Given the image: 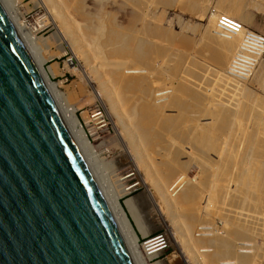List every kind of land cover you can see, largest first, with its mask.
Wrapping results in <instances>:
<instances>
[{"label":"bare ground","instance_id":"6f19581e","mask_svg":"<svg viewBox=\"0 0 264 264\" xmlns=\"http://www.w3.org/2000/svg\"><path fill=\"white\" fill-rule=\"evenodd\" d=\"M21 1V0H20ZM35 2H36V4L35 5H37V6H42V8L44 9V12H45V15H46V19L44 20V21H47V22H49V25H51L52 26V23H53V25L56 27V25H57V23H59L60 24V26L62 27V29H57V27H56V29H57V31H56V33H55V36H56V42H57V44H58V47H62L65 51H67L66 53H72V54H75L76 55V58L78 59V61H79V65L77 66V64L76 63H74L75 61L73 60V58H71V59H69L67 62H66V64L67 65H69V67L72 69V71H76V70H79L81 73H82V75H83V79L84 80H86L87 81V83L90 85V87L92 88V90H93V92H94V94L97 96V98H98V100L102 103L103 102V100H105L106 98L105 97H107V101L109 102H107L106 100V102L108 103V104H110V113H108L107 114V116L106 117H108V119H109V121H110V123L112 124V126L114 127L113 129H114V132H115V137H117V135L119 136V133H118V131H117V128L116 127H122L123 129H122V131L124 132V138H125V144H124V146L125 147H127V149H126V153L124 154V161L125 162H127L128 164H130L131 165V167H132V169L134 170V172L137 174V178H140V180L141 181H139L137 184H134L133 183V181H128V184L126 185L125 183H122V182H125V180L127 179V180H131V178L132 177H134V175H132V176H129V177H126V178H124V179H120V178H122V177H118V176H116V177H118V178H116L115 180H117L116 181V183H115V185H118V186H116L115 187V185L114 184H112L111 183V185H112V187H113V189L115 190V188H116V195H117V198H118V200H119V202H120V204H121V196L123 195V196H125V194L127 195H131L132 194V192H133V190L135 189V188H137V185H142V183L144 184V186H145V188H147V190H146V192L144 193V194H142L138 199H136V196H135V198H131V199H128L127 201H126V207H124L122 204H121V206H122V208H123V210H124V212H125V214H126V217H127V220H128V222H129V225H130V228H131V231H132V233H133V236H134V239H135V241H136V243H137V245H138V247H139V233H138V231H140V233L141 234H143L145 237H149V239H151L150 238V234L153 232V230H156V228H159V227H162V228H166V233H164L165 235H166V237H167V241H168V244H172L173 245V247H175V250L177 251L176 253H177V255L179 256V259L184 263V264H264V260H263V253L264 252H262V251H264V249L263 250H261V248L262 247H260V246H257L256 244H254V245H252V244H248V240H245L246 238H248V237H246L245 235H251V234H253V235H258L259 233H255L254 234V231L256 230V228H255V230L253 231V227L251 228V227H249V226H246V225H239L240 227H237V226H235V221H238L236 218V211L234 212L235 213V217L231 214V216H233L232 218V220L231 221H229L228 219V221H226V223H228V224H226L228 227H226V228H224L225 230H226V232L224 231V229H222L223 230V232H220V231H218L217 233L216 232H214L215 231V228H214V230H213V228L212 227H214V223L212 224V222H211V224L210 223H208V224H210V225H208V224H206L207 222H209V221H212V219L214 218V215L216 214H218V213H216L217 211H219L218 210V208H217V206H216V202H217V200L219 201L220 199L221 200H226V198H227V200L228 199H230L231 201H233V200H235V197L236 196H233L232 194L234 193V192H236V193H238V197L236 198V204L235 205H238V203H241V202H244L245 204H244V207H245V205L246 206H250V209H249V206H248V208L246 207V209L248 210L249 209V211L247 212V213H245V217L244 218H247L245 221H246V223H247V221H248V219L250 218V219H252L253 217L255 218V217H257L256 219L258 220V222H257V225H259L258 223H260V226L262 225L261 223H263V222H260V221H262L263 219L262 218H264V215L263 216H261L262 214L260 213V211H261V209L263 208V206H262V208L260 207V211H257L258 210V207H257V209L255 210V208H256V204L258 203H260L262 200H261V197L263 196H260V194H259V192L258 191H260V189L262 188V185H261V183H260V181H262L263 179V175L260 173V174H258L257 172V170L255 169V167H253V168H251L253 165H254V161L255 160H253V161H251L252 163L251 164H249L250 163V161H249V158L247 159L246 157H250V156H248V155H255V153H257V151H259L260 152V150H261V148L264 146V137H262V138H256V137H254V138H250V140H249V137H251V135H248L249 137H247L246 135H244L245 137H247L248 139L247 140H249L248 141V143H250L249 145H252V144H254L253 145V149H252V151H251V153L250 154H248L246 157H245V155H244V157H245V159H247V163L248 164H246V162H245V159H244V163H243V165H240V166H242L241 168V171H235V172H237V175H235L236 173L234 172L233 174L235 175V177L236 178H233L232 177V173H231V178H233V179H235V181H233V183H235V182H238V181H240V183H235V184H241L239 187H235V188H239L238 190L236 189L235 191L233 190V191H231V189L229 188L228 190L226 189V187L224 188V187H222V185H223V183H224V181H227V180H223V179H228V178H230V177H228V175H227V177L225 176V178L223 177V174H221V175H219V176H221L223 179H221L220 180V178L221 177H219L218 176V174H216V173H218L216 170H215V168L216 167H214V168H212L213 166H215V165H213L212 167H209V168H212V169H214L215 171H216V175H217V178H219L218 180L215 178L214 180H216V181H214L213 180V177H214V175L215 174H213L212 176H210L209 175V181H211L212 182V185H211V187H210V198H209V201L208 202H206V204L204 203V204H202L203 203V201H202V203H201V199H203V198H201V191L199 192V190L198 189H196V188H194L193 190H189L188 191V189H187V185H185L186 184V181H190L188 178H189V176L187 175V169H186V171H184L185 170V168L186 167H184V166H186V165H189V164H187L189 161H183V160H181V159H183L181 156H182V154L184 155V153L186 152H184V153H182V152H180V150H182V148H181V146L182 147H184L183 145H182V143H186V142H184L183 140H184V138L183 137H186V139H187V136L188 137H190V135L192 134V132H194V130H193V128L194 129H197V128H195V127H197L196 125H198L199 123H200V121L198 122V117H196V118H191V117H189L190 116V113L189 112H187L188 110H187V108H181V110L183 111H180V110H178V115L176 114L175 116L177 117V116H182V118H184L185 120H181L180 119V117H179V121H180V123H179V121H177L178 119V117L176 118H173L174 116H172L171 114H170V116L172 117V119H175V120H172V119H170V118H168V115L169 114H167V112H165V110H161V108H163L164 109V107H161L160 108V106H157V105H155L154 103H153V101L155 102V100L156 99H154V98H152V97H154V95H153V87L155 86V83H156V85H157V87H159L161 84L160 83H163L164 81H162V79H163V75H157V77H155V74H153V72L155 71H153L152 69H151V71H153V72H151L150 71V69L148 68V66H150L151 64L149 63V61H147L146 60V56H147V54L146 55H144L142 52L145 50H142V52H141V50H140V45L139 44H144L145 43V41H143V42H140L138 39H137V37L138 36H135V35H137V32L136 31H134L133 30V37H132V43H133V47H130V50L128 49V51H127V49H123V50H125L126 51V53H124V56L125 57H123V56H121V57H123V59L122 60H128L129 61V63H128V61L126 62V61H122V60H115L114 62L113 61H110V60H105V61H103L102 63H101V68H103L102 70H104L105 71V69L107 68V70L109 69V70H112L113 71V74L115 73V71H116V75H118V73H120L117 77L119 78V80L118 79H116L117 81H115V83L114 84H111V82H110V80L108 81V80H105V77L106 76H103L101 73H99L100 72V70H101V68H100V70L97 68V66L95 67V63L93 62V60H94V58H93V60H92V58H90L91 56L89 55L90 53H89V51H90V49H93L94 48V45L96 44V42L98 41L97 39H96V37L99 39V37L100 36H98L99 34L97 33V32H99L100 31V28H99V31H97V29L94 27L93 28V26H91L92 24H91V22L88 20V18L89 17H91V15H89V13L87 14V13H85L84 11H86V10H84V7L85 6H83L84 4H82V0H34ZM150 1V0H149ZM154 1V0H153ZM158 1V0H157ZM167 1V0H166ZM169 1V0H168ZM201 1V0H200ZM11 2H12V4H13V6L15 7V9L16 10H18L19 8H17V6L19 5L18 3H20L19 2V0H11ZM83 2H84V0H83ZM170 2V1H169ZM202 2V1H201ZM262 2H264V1H262ZM259 3V4H257V6H256V8H257V10L259 9V10H264V3ZM151 3V2H150ZM149 3V4H150ZM163 3V2H162ZM187 3V2H186ZM142 5L144 6L145 4L144 3H142ZM151 5V4H150ZM152 5H154V4H152ZM228 5V4H227ZM230 5V4H229ZM238 5V4H237ZM146 6V5H145ZM148 6V5H147ZM146 6V7H147ZM232 6V5H231ZM67 7V8H66ZM72 7V9L74 10V12H72L73 14L75 13H77L78 15H82V17H83V23H85L86 24V22L89 24V22H90V26H88L87 24H86V26H85V24H81L80 26L82 27V28H84L83 29V31H84V36H82V37H80L79 35H78V33H77V31H75V27L74 26H76V23H74L73 21H72V18H71V15H72V13H71V11L69 12L68 11V9L69 8H71ZM149 7V6H148ZM147 7V8H148ZM39 8V7H38ZM71 10V9H70ZM222 10V9H221ZM149 11V10H148ZM18 12V11H17ZM71 13V14H70ZM199 13V12H198ZM220 13V12H219ZM242 13V8H241V6H236V5H234L233 7H231V8H228V7H226V9H223V12H221V14H217L216 12H213V14L211 15V17H210V22H209V25L207 26V28H206V30H205V33H204V37L203 38H205V40H206V43H207V46L209 47V48H211V50L213 49V51L215 50V52H214V55H216L217 56V58L220 60V61H218V64H219V66L217 67V69L218 70H216V68H214L215 69V73L213 74V80L210 78V80H211V82H215L216 84H219L218 86H220L219 87V90H221L222 92L224 91V96L225 97H228V96H230V97H234L235 99H237L236 101H238V102H240V100L242 99V98H244L245 97V95L249 98V99H254L253 97H254V94H252L251 95V92H252V90H250L249 88H247V87H245V85H244V83H246L245 81H250V80H246V79H238V78H236L237 77V75L236 74H231L230 72H229V70H230V67H231V64H232V61L233 60H235L236 59V55L238 54H240V53H242V52H240V50H241V46H242V43H243V40L246 38V35L248 34V31H253L251 28H249V27H247L245 24H244V21H243V18H240L241 17V14ZM19 14V13H18ZM74 14V15H75ZM91 14V13H90ZM241 14V15H240ZM23 15V14H22ZM77 15V16H78ZM89 15V16H88ZM198 15V14H197ZM240 15V16H239ZM94 16V15H93ZM92 16V17H93ZM220 16H223V17H226L225 19L226 20H232L230 23H229V26H228V28L231 30H233L234 31V34L231 36V39H229V38H226V37H223L222 36V34L223 33H225L226 31H224V30H222L217 24H218V20L220 19L219 17ZM23 17V16H22ZM42 17V16H41ZM92 17H91V19H92ZM147 17V16H146ZM109 18V17H108ZM115 18V17H114ZM90 19V18H89ZM145 19V18H144ZM93 20V19H92ZM85 21V22H84ZM89 21V22H88ZM145 21V20H144ZM25 22V21H24ZM46 22V23H47ZM102 22V21H101ZM108 22V21H107ZM106 22V23H107ZM238 22H240L242 25H243V29H239V26L237 25V23ZM24 24V26H25V28L27 29V31H28V33L30 34V36H31V38L33 39V41H34V43L36 44V46H37V48L39 49V51H40V53H41V55H42V57H43V59H44V61H45V63L47 64V62H48V59L49 58H47L46 57V55H48V50H50V46L48 45V42H46V41H44V39H40V38H38L37 37V35H36V31H39L38 30V28L36 29H33V28H30V27H28L25 23H23ZM43 24H44V22H43ZM43 24H41V25H43ZM99 24V23H98ZM97 24V25H98ZM239 24V23H238ZM40 24H39V26H41ZM94 25H96V23L94 24ZM100 25V24H99ZM98 25V27H100ZM149 25V23L147 24V26ZM84 26V27H83ZM102 26V25H101ZM47 27V26H46ZM54 27V28H55ZM97 27V28H98ZM223 28H224V26H222ZM136 28V27H135ZM148 28V27H147ZM96 29V30H95ZM112 29V28H111ZM144 29V28H143ZM102 30H104V29H102ZM101 30V31H102ZM113 30H115L114 29V27H113ZM97 31V32H96ZM111 31V30H110ZM146 31H148L147 29H146ZM112 32V31H111ZM110 32V33H111ZM95 33H97V34H95ZM145 34H147V33H145ZM101 35V34H100ZM140 35V34H139ZM212 36V37H211ZM261 36V35H260ZM129 37H131L130 35H129ZM114 38V37H113ZM139 38V37H138ZM214 39H216V40H214ZM97 40V41H96ZM116 40V39H115ZM205 40H204V42H205ZM48 41V40H47ZM118 41H120L119 39H118ZM118 41H117V43H118ZM45 42L47 43L46 45L48 46H46L45 45ZM121 42V41H120ZM138 42H140V43H138ZM122 43H123V40H122ZM126 43V42H125ZM131 43V42H130ZM206 43H204V44H206ZM237 43H239V45H237ZM114 44V43H113ZM112 44V45H113ZM121 44V43H120ZM204 44H203V46H204ZM123 45L125 46L126 44H122V47H123ZM131 45V44H130ZM139 45V46H138ZM145 45V44H144ZM100 46V45H99ZM114 46V45H113ZM119 46V45H118ZM128 46V45H127ZM147 46V45H146ZM236 46L238 47V48H236ZM112 47V46H111ZM121 47V46H120ZM142 47L143 46H141V49H142ZM148 47V46H147ZM114 48V47H113ZM117 48V47H116ZM126 48V47H125ZM202 48H205V47H202ZM208 48V49H209ZM111 49V48H110ZM206 49V48H205ZM235 49V50H234ZM63 50V51H64ZM112 50V49H111ZM118 50H119V48H118ZM207 50V49H206ZM233 50H234V52H233ZM48 51V52H47ZM62 51V52H63ZM122 51V50H121ZM150 51V50H149ZM205 51V50H204ZM208 51V50H207ZM236 51V52H235ZM94 52V51H93ZM111 52V51H110ZM119 52H120V50H119ZM158 52H159V50H158ZM116 53V52H115ZM115 53L113 52V54L115 55ZM118 53V52H117ZM121 53V52H120ZM122 53V54H123ZM151 53V52H150ZM234 53V54H233ZM119 54V53H118ZM121 54V55H122ZM233 54V56H232V58H231V61H230V63H229V67H228V70L227 71H224V67L226 66V64L228 63L227 62V60L229 59V56H231ZM66 55V54H65ZM95 55V54H94ZM151 55V54H150ZM69 56V55H68ZM74 56V55H73ZM93 56V55H92ZM108 56V55H107ZM112 56V55H111ZM127 56L130 58V60H132L133 62H134V64L132 63V61H130L128 58H127ZM149 56V55H148ZM160 56H162V54L160 55ZM159 56V57H160ZM52 58H54L53 56H52ZM51 57H50V60L52 59ZM75 58V57H74ZM110 58V57H109ZM117 58V57H116ZM120 58V57H119ZM149 58V57H148ZM115 59V58H114ZM161 59V58H160ZM163 59V58H162ZM260 59V58H259ZM196 61V60H195ZM229 61V60H228ZM179 62H180V60H179ZM178 62V63H179ZM186 62V61H185ZM190 62H192L191 60H190ZM234 62V61H233ZM130 63H132L133 65L132 66H129V65H131ZM152 63H154V62H152ZM156 63V62H155ZM177 63V62H176ZM175 63V64H176ZM183 63V62H182ZM188 63V62H187ZM264 63V60H262V62H261V64H260V66H259V68L257 69V71L255 72V74H253L254 76H256V74H257V72L259 71V69H260V67H261V65ZM184 64V63H183ZM186 64V63H185ZM189 64V63H188ZM217 64V63H216ZM148 65V66H147ZM177 65V64H176ZM196 65H198V64H195V66ZM203 65V64H202ZM233 65V64H232ZM66 66V65H65ZM143 66H145V67H147V68H144ZM156 66V65H155ZM188 66V65H187ZM200 66V65H199ZM206 66V65H205ZM216 66V65H215ZM144 69H147L148 71L146 72V70H144ZM190 67H191V65L190 66H188V68L190 69ZM201 67V66H200ZM214 67V66H213ZM158 68V67H157ZM184 68V67H183ZM192 69H193V72H194V69H195V67L193 68V67H191ZM196 68H197V66H196ZM144 70V72H142L141 70ZM185 69H187L186 67H185ZM189 69L188 70H186V72L188 73V71H189ZM213 69V70H214ZM49 70H50V72L52 73V75H53V77L55 78L56 77V72H54L55 70H53V67L51 66V67H49ZM70 70V69H69ZM141 71V73H138V74H140V77H138L139 79H137V77L135 78V74H133L134 75V77H131V76H129L128 74H131V73H136L137 71ZM196 70V69H195ZM200 70V69H199ZM99 71V72H98ZM101 72H103V71H101ZM111 72V71H110ZM195 72H197V70L195 71ZM205 72V71H204ZM98 73H99V75H102L101 77H99V75H98ZM106 73H108V72H106ZM146 74L147 76H145V77H142L141 76V74ZM157 73V72H156ZM192 73V72H191ZM210 73V72H209ZM160 74H162V73H160ZM182 74V73H181ZM183 74H184V72H183ZM200 74V73H199ZM188 75L189 74H187V77H188ZM192 75V74H191ZM242 75V74H241ZM137 76H139V75H137ZM160 76V77H159ZM185 76H186V74H185ZM193 77H194V75H192ZM202 76V75H201ZM253 76V77H254ZM158 77L159 78H161V80L160 79H158ZM186 78V77H185ZM190 78H192V77H190ZM199 78V77H198ZM96 81H95V80ZM109 79V78H108ZM171 79V78H170ZM173 79V78H172ZM187 79V78H186ZM195 79V78H194ZM101 81V82H99V83H101V85L102 86H98V87H96L95 86V82H98V81ZM114 80V79H113ZM164 80V79H163ZM184 80V79H183ZM188 80H191V79H189L188 78ZM188 80H185L186 82L188 81ZM109 82L110 84H109V86L108 85H106L107 83L106 82ZM162 81V82H161ZM185 81H183L184 83H186ZM192 81H194V80H192ZM117 82V83H116ZM153 82H155V83H153ZM170 82V81H169ZM168 82V83H169ZM182 82V83H183ZM106 83V84H105ZM113 83V82H112ZM183 83V84H184ZM243 83V84H242ZM151 84H153V86L151 87ZM166 84V83H165ZM165 84H164V86H165ZM209 84V83H208ZM214 84V83H213ZM106 85V87L108 86V88H110L109 90L108 89H106L105 87H103V86H105ZM112 85H114V87L112 86ZM163 85V84H162ZM161 85V86H162ZM187 85L189 86V83L187 82ZM186 85V86H187ZM191 85V84H190ZM196 85V84H195ZM200 85V84H199ZM261 87H263L264 88V76L262 77V79H261ZM115 86H117L118 87V89H119V92L121 93V91L123 92L122 94H124V92H128V91H135V93H137V95H135L136 96V98L134 97V96H132V95H130V93L128 94V95H130V96H132V98H134L135 100L137 99V96H139V97H141V98H138V100H137V103L138 102H140L139 101V99L140 100H142V101H144V102H142V103H139V104H137L136 102H135V100L133 99V101H131L133 104L135 103L136 105H139L140 106V104H141V106H140V108H139V106H135V105H132V106H129V105H131L132 103L130 102V104L128 103V106L123 102V100L121 99V96L118 94V93H116V92H118V90H117V87L115 88ZM181 86V85H180ZM184 86H185V84H184ZM187 86V87H188ZM192 86V85H191ZM205 86V85H204ZM153 88V89H152ZM160 88V87H159ZM192 89H193V87H191ZM220 88H222V89H220ZM170 89V88H169ZM179 89H181L180 87H179ZM178 89V87L177 88H175V91L177 92V94L180 96V97H182L180 94L181 93H183L186 89H184V91L183 92H180L181 90H179ZM108 90V91H107ZM117 90V91H116ZM165 90H168L167 88H165V89H163V90H160L159 91V93H164L165 92ZM171 90V89H170ZM189 90H191L190 88H189ZM158 91V90H157ZM169 91V90H168ZM175 91H173V92H175ZM201 91V90H200ZM192 92H195V89H193V91ZM198 92V91H197ZM199 93V92H198ZM65 94V93H64ZM154 94L156 95L157 93H155V91H154ZM176 94V95H177ZM184 95L186 94V93H183ZM195 94V93H194ZM229 94V95H228ZM133 95H134V92H133ZM153 95V96H152ZM175 95V94H174ZM173 95V96H174ZM187 95V94H186ZM217 95V94H216ZM65 96H66V98H67V100H68V102H69V98H68V96L65 94ZM129 96V97H130ZM164 96H166V95H164ZM170 96V95H169ZM172 96V95H171ZM188 96H191V94L190 95H188ZM124 97V96H123ZM128 97V98H129ZM193 97V96H192ZM192 97H190V98H192ZM217 97V96H216ZM219 97V96H218ZM229 97V98H230ZM131 98V97H130ZM131 98V99H132ZM157 98V97H156ZM178 98V97H177ZM184 98V97H183ZM182 98V100H186V99H183ZM200 98V97H199ZM231 98V99H232ZM259 98V97H258ZM158 99V98H157ZM175 98L173 97V100H174ZM211 99V98H210ZM257 99V98H256ZM128 100V99H127ZM126 100V101H127ZM149 100H153L151 103L152 104H149L148 103V101ZM177 100H179L180 101V99L178 98V99H176V101ZM191 100V99H190ZM220 100V99H219ZM227 101L229 100V99H226ZM243 100V99H242ZM128 101H130V100H128ZM175 101V100H174ZM173 102V103H178V102ZM187 101H189V100H187ZM215 101V100H214ZM147 102V103H146ZM224 102V101H223ZM166 103V102H165ZM183 104V101L182 102H180V104ZM212 103H213V101H212ZM69 104H70V106H71V103L69 102ZM125 104V107H126V109L128 110V112L132 115V116H127V113L128 112H126L124 109H122V107L121 106H123ZM179 104V105H180ZM210 104H211V102H210ZM227 103H225V105H226ZM229 104V103H228ZM102 105H105L104 103H102ZM171 105V102H170V104H169V107H172L174 104H172V106H170ZM198 105V104H197ZM200 105V104H199ZM211 105H214V104H211ZM221 105H223V104H221ZM224 105V106H225ZM232 105V104H231ZM167 106H168V104H167ZM188 106H190V108H191V110L193 109V106L191 107V105H188ZM224 106L222 107V108H224ZM129 107V108H128ZM168 107V108H169ZM201 107H202V105H201ZM212 106H210V108H211ZM215 107V106H214ZM226 107H227V105H226ZM99 108V107H98ZM166 108V107H165ZM167 108V110L169 111L170 109H168ZM208 109H210L209 108V106L207 107ZM222 108H217V110L219 111L220 109L221 110H223ZM71 109H72V111H73V113H74V116H75V118H76V120H77V123H78V125H79V127H80V129H81V131H82V133H83V135H84V137H85V139H86V141L88 142V144H89V146H90V148H91V150L93 151V153L95 154V156H96V158L98 159V161L100 162V164H101V166L103 167H106L105 168V170H104V172H106V174H108L107 173V170L106 169H108V170H110V169H113V167L114 168H117V167H115L114 165H115V162H113V161H111V162H105L103 159H101V155H99L98 153H97V151H96V148L94 147V145L91 143V139H90V137H89V135L92 137V135L93 136H95V134H97V131H101L100 129L101 128H106V127H108L109 126V123H108V121L106 120V117L104 116V117H102V118H97V120H98V122H96V124H95V128H92L91 130H86L85 129V126H84V124L81 122V120L78 118V116H77V113L74 111V109L72 108V106H71ZM99 109H101V108H99ZM103 109V108H102ZM101 109V110H102ZM136 109H139V110H136ZM173 109H175V108H172V110ZM185 109L187 110L186 112H185ZM215 109V108H214ZM213 109V107L209 110V113L208 114H205V113H203V114H205V116L204 117H206V116H208V115H210L211 117H209V118H212V115H214L216 112H218L217 110L215 111ZM225 109V108H224ZM100 110V111H101ZM104 110H106V109H104ZM123 110H124V112H125V114H124V112H123ZM162 112H161V111ZM166 110V111H167ZM205 110V109H204ZM221 110L219 111V113H221ZM137 111V112H136ZM138 111H140V113H141V116H139L140 118H138V122H137V126L135 125V128H134V126H133V122H135V119L137 118H135V116L134 115H136V113H137V116L140 114ZM164 111V112H163ZM171 111V110H170ZM175 111H177V110H175ZM193 111V110H192ZM207 111V110H206ZM215 111V112H214ZM94 112H97V111H94ZM136 112V113H135ZM202 112H203V110H202ZM224 112V110L222 111V113ZM101 113V112H100ZM107 113V112H106ZM129 113H128V115H129ZM139 113V114H138ZM143 113V114H142ZM158 113H166L167 115H165L166 117H165V119L164 118H162V116L161 115H163V114H158ZM218 114V116H223V115H225V113L224 114ZM182 114V115H181ZM217 114V113H216ZM97 115L99 116V114L97 113ZM103 115V114H102ZM157 115H160L159 117L157 116ZM174 115V114H173ZM217 116V115H216ZM88 117V116H87ZM131 117H134L133 119H134V121H132L131 122ZM164 117V116H163ZM84 118H86V117H84ZM94 118V117H93ZM158 118V119H157ZM198 118V119H197ZM213 118H215L216 120L217 119H219V118H216L215 116H213ZM221 118V117H220ZM225 119H227L226 117H224ZM224 118L222 117L221 119L224 121ZM88 119V118H87ZM156 119V121H154ZM177 119V120H176ZM197 119V124H195V120ZM215 119H212V120H215ZM220 119V120H221ZM203 120V119H202ZM215 120V121H216ZM88 121V120H87ZM89 121H90V119H89ZM93 121V120H92ZM92 121H90V122H92ZM175 121H176V123L178 122L179 124H181V122H182V124L178 127L177 125H176V123H175ZM183 121H184V123H183ZM215 121H214V124H215ZM223 121H221V122H223ZM154 122H156V123H154ZM217 122V121H216ZM226 122H228V120H226L225 121V123ZM87 123V122H86ZM160 123V126L158 125ZM219 123H220V121H219ZM224 123V122H223ZM222 123V126H224V124ZM157 124V126L155 127V125ZM203 124V123H202ZM209 124L210 123H208L207 125L209 126ZM213 124V121H212V123L210 124V125H214ZM217 124H218V122H217ZM90 125V124H89ZM116 125V126H115ZM205 125V127L203 126V128H205L204 129V131H206L207 132V130L206 129H208V135H209V128H206L207 126H206V124H204ZM218 125H221V124H218ZM217 125V126H218ZM226 126H227V124H225ZM215 126V125H214ZM216 126V127H217ZM87 127V126H86ZM158 127V128H157ZM199 127H200V125H199ZM200 128H202V127H200ZM198 129V130H201V129ZM219 128H220V126H219ZM187 129H189V130H191L192 132H190V135H188L189 134V132L186 134V136H184V134H182L181 132H183V131H186ZM212 129L214 130L215 129V127L213 128L212 127ZM212 129L210 128V130L212 131ZM222 129H224V128H222ZM225 129L227 130V128L225 127ZM203 130V129H202ZM216 130L218 131V129L216 128ZM221 130V128L219 129V133H221L222 132V130ZM225 130V131H226ZM102 131H103V129H102ZM203 131V132H204ZM217 131H213L214 132V134H216V133H218ZM88 132V133H87ZM197 132V131H196ZM199 132H201V131H199ZM213 132H211L210 133V138H212L213 137ZM224 132V131H223ZM118 133V134H117ZM202 133V132H201ZM200 133V134H201ZM225 133V132H224ZM241 133V132H240ZM194 134L195 135H197L198 133H195L194 132ZM200 134H198V136L200 135ZM203 134H205V133H203ZM223 134V133H222ZM235 134H237V133H235ZM195 135H191L192 136V138L195 140H197L198 142H196V143H200L201 141L203 142L204 140H202L200 137H202V136H200L199 138H198V136H195ZM206 135V134H205ZM212 135V136H211ZM217 135V134H216ZM221 135V134H220ZM223 135H225V134H223ZM238 135V134H237ZM240 136H236V138H240V140H244V136H241V135H243V134H239ZM204 136V135H203ZM226 136H231V135H229V134H227V131H226ZM225 136V137H226ZM233 136V135H232ZM231 136V137H232ZM235 136H234V139L236 140V138H235ZM197 137V138H196ZM216 137H218V138H215V136H214V140L213 139H208V137H206V144H203V143H205V142H203L201 145H202V147H203V151H201V152H204L205 150L207 151H205V153H209L210 151H211V153H215V157L217 158V160H213V158L211 157V159H209L208 161H214V163L213 164H215V162L217 163V164H219V165H223V166H229V163L231 162V160L233 161V163H231V164H234V163H236V162H234V159H236L237 157L239 158V153H241V155H242V148H239L238 146L239 145H241V144H238V142H237V140H236V143H233L234 144V148H231L230 149V147H229V149L227 148L228 147V143L226 144L224 141V146H222V147H224V149L222 150V148H221V145L222 144H219L220 142H219V140H220V138H222V137H220V136H216ZM227 139H231V138H228V137H226ZM225 138V139H226ZM242 138V139H241ZM190 139V138H189ZM189 139H187V140H185V141H189ZM192 139V140H193ZM204 139V138H203ZM191 140V141H192ZM193 140V141H194ZM195 140V141H196ZM200 140V141H199ZM215 140H217L218 142H215ZM224 140V139H223ZM232 140V139H231ZM231 140H229L230 142H233V141H231ZM160 141H162V142H160ZM226 141V140H225ZM228 141V140H227ZM226 141V142H227ZM243 142H246V141H243ZM105 143V142H104ZM160 143H166L167 145L168 144H170V145H165L164 147H159L160 145ZM221 143H222V139H221ZM225 144L227 145V147L225 148ZM232 143L231 144H229L231 147H233L232 145H233ZM192 145H194L193 143H192ZM199 145V144H198ZM256 145H257V147H256ZM101 146H102V143H101ZM156 146V147H155ZM235 146H237V147H235ZM172 147V148H171ZM193 147H196V145L195 146H193ZM202 147H200V148H202ZM205 147V148H204ZM199 148V147H198ZM150 149H151V152H154L156 155L155 156H152V155H150L148 152L150 151ZM184 149V148H183ZM188 149H190V148H188ZM148 150V151H147ZM143 151H146V152H143ZM209 151V152H208ZM150 152V153H151ZM175 152V153H174ZM188 152V151H187ZM199 152V151H198ZM200 152V153H201ZM177 153V154H176ZM191 153H192V151H191ZM190 153V154H191ZM152 154V153H151ZM204 154V153H203ZM203 154H198V155H200L201 157H204V156H202ZM244 154V153H243ZM259 154V153H258ZM154 155V154H153ZM187 155V154H186ZM197 154H195L194 155V157L196 156ZM240 155V158H242L243 157V155L241 156ZM251 155V156H252ZM180 156V157H179ZM185 156V155H184ZM188 156H189V154H188ZM188 156H187V158H188ZM192 156V155H191ZM191 156H189V157H191ZM209 156V155H208ZM153 157H154V159H153ZM193 157V156H192ZM206 157H207V155H206ZM243 157V158H244ZM184 158H186V156L184 157ZM205 158V157H204ZM243 158L240 160L241 162L243 161ZM252 158H253V156H252ZM257 158V157H256ZM258 158H259V155H258ZM190 159V158H189ZM207 159V158H206ZM255 159V158H254ZM238 160V164H242L240 161ZM252 160V159H251ZM258 160V159H257ZM256 160V162H259V161H257ZM107 161V160H106ZM123 161V160H122ZM155 161V162H154ZM191 161V160H190ZM209 162L210 163V165H212V162ZM192 162V161H191ZM198 162V161H197ZM206 163H208L207 162V160L205 161ZM240 162V163H239ZM117 163V162H116ZM190 163V162H189ZM199 163V162H198ZM206 163H205V165H206ZM208 163V164H209ZM119 164H120V162H119ZM202 164H204V163H202ZM259 164V163H258ZM250 165H252V166H250ZM257 164H255V166H256ZM200 166V165H199ZM203 166V165H202ZM201 166V167H202ZM226 166L225 167H221L222 168V170L223 169H225L226 168ZM234 166V165H233ZM239 166V165H238ZM240 166H239V168H240ZM259 166V165H258ZM258 166H256V167H258ZM104 167H103V169H104ZM119 167V166H118ZM208 167V166H207ZM218 167V166H217ZM231 167V166H230ZM204 168V167H203ZM227 170L228 169H230L229 167H227L226 168ZM207 170H208V168H207ZM213 170V173L215 172ZM218 170V169H217ZM220 171H221V169H219ZM113 171V170H112ZM203 171V170H202ZM205 171H206V167H205ZM209 171H211V170H209ZM230 171V170H229ZM232 171H233V167H232ZM109 172V171H108ZM114 172V171H113ZM184 172V173H183ZM185 172H186V174H185ZM222 173H224V174H226L227 173V171H226V173L224 172V171H221ZM221 172H219V174L221 173ZM231 172V171H230ZM230 172H228L229 174H230ZM205 173V172H204ZM203 173V174H204ZM207 173H208V171H207ZM110 174V173H109ZM184 174V175H183ZM215 175V176H216ZM111 176H113V175H111ZM107 177H108V179H109V175H107ZM114 178H115V176H113ZM112 177V178H113ZM125 177V176H124ZM208 177V176H207ZM212 177V178H211ZM205 179H206V177H205ZM212 179V180H211ZM233 179H229V181H231V180H233ZM238 179V181H236ZM110 180H111V178H110ZM112 180H114V179H112ZM139 180V179H138ZM206 180H208V179H206ZM220 181L222 182L223 181V183L221 184L220 183ZM250 181V182H249ZM257 181V183H258V185H261V187H259V190L257 189L258 187H257V185L256 186H254V184H253V182H256ZM211 182H210V184H211ZM242 182V183H241ZM209 183V182H208ZM262 183H264L263 181H262ZM123 184H125V185H123ZM192 184V183H191ZM228 184H230L229 182H228ZM193 185V184H192ZM200 185V184H199ZM234 185V184H233ZM237 185V186H238ZM189 186V185H188ZM221 186V187H220ZM236 186V185H235ZM190 187H191V185H190ZM240 187H242V189L240 188ZM243 187H244V189H243ZM117 188H119L118 190H117ZM189 188V187H188ZM200 188V187H199ZM122 189V190H121ZM202 189V188H201ZM207 191V190H206ZM225 193H224V192ZM254 191H256V192H254ZM177 192H179L178 193V196H179V205H177V202L176 201H178V199H177V197L178 196H175L176 195V193ZM233 192V193H232ZM134 193V192H133ZM206 193V192H205ZM232 193V194H231ZM261 193V192H260ZM204 194V193H203ZM264 194V193H263ZM207 195V194H206ZM234 195H236L235 193H234ZM208 196V195H207ZM206 196V197H207ZM233 197L232 199L230 198V197ZM203 197V196H202ZM205 197V198H206ZM177 199V200H176ZM204 200V199H203ZM208 200V199H207ZM220 200V201H221ZM225 201L226 203H224L223 205H222V202H224V201H221V202H219L220 204V207H221V210L222 211H225L226 210V214H227V212H232V211H234L233 209L235 208H233L232 209V207H231V205H230V200L229 201ZM260 200V201H259ZM205 201V200H204ZM229 202V203H228ZM238 202V203H237ZM256 202V203H255ZM263 202V201H262ZM218 204V203H217ZM243 204V203H242ZM242 204H241V206H242ZM257 204V205H258ZM264 204V203H263ZM218 205V206H219ZM228 206H230L231 208L229 209V207ZM234 206V205H233ZM240 206V207H241ZM140 207H143L142 209H144V208H146V209H148L149 211H155L156 213H157V215L155 216V217H150L151 219H148V220H145V218H143V216L141 215V210L142 209H140ZM229 209V211H228V209ZM241 208H243V207H241ZM240 208V209H241ZM238 209H239V207H238ZM237 208H236V210L237 211H241V210H238ZM246 210V211H247ZM263 210V209H262ZM243 212V211H242ZM241 212V213H242ZM255 212V213H254ZM257 212H259V214L260 215H258V213ZM228 213V214H229ZM233 213V212H232ZM240 213V212H239ZM224 214V213H223ZM221 215V214H220ZM244 215V213L243 214H240V215H238L239 217L240 216H243ZM254 215H256V216H254ZM253 216V217H252ZM262 217V218H261ZM131 218H132V220H133V222H132V220H131ZM203 218H206V221H207V219H209V218H212V219H210L209 221H207V222H205V219H203ZM241 218V217H240ZM253 218V219H254ZM215 219V218H214ZM217 219V218H216ZM242 219V218H241ZM202 220V221H201ZM201 221V223H199ZM216 221V220H215ZM232 221H233V223H232ZM250 221V220H249ZM248 221V222H249ZM240 222V221H239ZM197 223L198 224H201L202 226H204V227H206V228H197V232H196V235L194 234V232H193V229L195 230V226L197 225ZM203 223H205V225H203ZM216 223V222H215ZM238 222H236V224H237ZM232 224H234V226L235 227H237V228H239V229H237L236 230V228L235 227H233V228H235V229H233V231L235 230V231H238V232H230L232 229H230V228H232L231 227V225ZM244 224V223H243ZM201 225H200V227H201ZM225 225V226H226ZM249 225V224H248ZM252 225V224H251ZM250 225V226H251ZM255 225H256V222H255ZM259 226V227H260ZM264 226V225H263ZM259 227H257V229L259 228ZM262 227V226H261ZM260 227V228H261ZM217 229V228H216ZM263 229V228H262ZM219 230V229H218ZM261 229H259V231H260ZM211 231V232H210ZM258 231V230H257ZM199 233V234H198ZM214 233H216V234H214ZM261 233H263V232H261ZM214 234V235H213ZM142 235V236H143ZM213 235V236H212ZM247 235V236H248ZM252 235V236H253ZM255 236V237H256ZM156 237V236H155ZM209 237H212V238H209ZM152 238H154V237H152ZM249 238H251L250 236H249ZM253 238V237H252ZM251 238V239H252ZM262 238H264V237H262ZM148 239V240H149ZM240 239V240H239ZM147 240V241H148ZM241 241L240 243L238 242V243H236L237 241ZM250 240V239H249ZM255 240V239H254ZM253 240V241H254ZM264 240V239H263ZM246 241H248L247 243H246ZM252 242V241H251ZM255 242V241H254ZM253 242V243H254ZM250 243V242H249ZM144 246H143V248H144V251H145V253H146V255L149 257V258H156V257H159V256H163L164 254H156V255H153V254H151V252H150V254L147 252V250H146V245L145 244H143ZM263 245V244H262ZM250 247H252L251 249H249ZM170 249V248H169ZM260 259H262L263 261H261ZM146 260V259H145ZM152 259H150V261H151ZM146 263H147V260H146ZM148 264V263H147ZM154 264H169V262H166V261H158V262H156V263H154Z\"/></svg>","mask_w":264,"mask_h":264},{"label":"rangeland","instance_id":"374dc122","mask_svg":"<svg viewBox=\"0 0 264 264\" xmlns=\"http://www.w3.org/2000/svg\"><path fill=\"white\" fill-rule=\"evenodd\" d=\"M169 1L168 0L167 1L166 0H158V1L157 0H154V1L153 0H150V1L149 0H84V2H83V0H82L81 2H82V4H84L83 6H85L84 7V10H86L84 12L87 13V14L89 13V15H91V17L94 15L92 17L93 20L91 19V17H89L90 19L88 18V20L91 22V24L94 22L91 26H93V28L95 27L97 29V31H99V28H100V31L99 32L96 31L99 35L97 33H95V34H97L100 37H99V39L96 37V39L98 41L96 40L97 42L94 45V48L93 49H90V51H89V53H90L89 55L91 56L90 58H92V60L94 58L93 62L95 63V67L97 66V68L99 70L101 68V63L103 61H105V60L106 61L107 60H110V61H113V62L115 60H118V59L119 60H122L123 57H125L124 56V53H126V51L123 50V49H127L128 48L130 50V47H133V43H132L131 40H132V37H133L132 36L133 35L132 32L135 29L134 31L137 32V35H135V36H138L139 37V38L137 37V39L140 42L145 41V43L143 42L145 45L144 44H142V45L139 44L140 46L139 45L138 46L140 47L141 52H142V50L145 49L142 52L143 54L145 53L144 55H146L148 53L147 56H146L147 57L146 60L148 59L147 61H149V63L151 64L150 66L147 65L148 68L150 69V71H151V69L153 71L155 70L154 72L151 71V72H153V74H155V77H157V75H163L164 76L163 77L164 80L162 79V81H164V82L163 83H160L161 85L163 84L162 86L161 85L159 86L160 88L157 87V85H156L155 82H153V83H155V86L153 87L154 89L152 88L153 89V95H154V97H152V98H154L156 100H155V102L153 100H149V101L147 100L148 103L150 102L149 104H152L151 102L153 101V103L155 105H157V106H160V108L161 107H164V109L161 108V110H165V112H167V114H169L168 115V118H170V119H172V117L170 116V114L172 116H174L173 118H175L176 117L175 115L176 114L178 115V113H179L178 110L182 111L183 109L181 110V108H187L188 107L187 108L188 111L185 109V112L187 111V112L190 113V116L189 117H191L193 119L196 118V117H198L199 118V119L197 118L198 119V122L201 120L200 123L198 125H196L197 127H195L197 129H194L193 128L194 132L195 133H198V134H200L201 132L202 133L198 136V134L195 135L194 132H192L193 131L192 129H191L192 131L189 130V129H187L186 131L181 132L182 134H184V136H186V134L188 132H189L188 135H190V132H192L191 135L198 136V138L200 136H202L200 138L202 140H204L203 142H205V143H203L201 141L200 142L201 144L202 143L203 144H206V141H207L206 140V137H208L209 140L210 139H213L214 140V136H215V138H218L216 136H220V137H222L219 140L220 143L217 140H215V142H218L219 144H222L221 145L222 150L224 149V147H222V146H224V142L226 144L229 142L228 143V147L225 144V148L227 147L229 149V147H230V149H231V148H234V144L233 143H236V140L238 139L237 140V142L239 141L238 144H241L238 147L239 148H242V151H241L242 152V155L244 157V155L246 154L245 155V157H246L248 154L251 153V151L253 149V145H254V144L249 145L250 143H248V141L250 140V138H254V137H256V138H262V137H264V88L261 87L262 86L261 85V79L264 76V63L261 65V67H260L259 71L257 72L256 76H254V77L252 76V79L250 81H245L246 83H244L245 87H247L250 90H252L251 95L255 93L254 94V97H253L254 99H249L245 95V97L242 98L243 100L241 99L240 102H238L239 100L236 101L237 99H235L234 97L233 98L230 97L231 95L228 96V97H225L226 95L224 96V94H225L224 91L222 92L221 90H219V87H220V86H218L219 84H216L215 82H211V80H210V78L213 80V74L215 73L214 72L215 71L214 68H216V70H218L217 69V67L219 66L218 61H220V60L217 58L216 55H214L215 50L213 51V49L211 50V48H209L207 46L206 40L203 37H204L205 30H206L207 26L209 25V22H210L209 19H210L211 15L213 14V12H216L219 15V14H221V12H223V9H226V7L231 8L234 5H236V6L239 5L242 8V13H241L242 15L240 14L241 15L240 18H243L244 24L247 26V24H250L251 21H252V15H251V13L264 12V10H259V9L257 10V8H256L257 4L261 3L264 0H201L202 2L200 0H169ZM19 2L20 3H18L19 5L17 6V8H19V9L17 11L19 13V16H20L22 22L25 23L30 28H33V29H35V28L37 29L38 28L39 31H36L37 37L40 38V39L41 38L44 39V41L48 42V45L49 46L51 45L50 46V50H48L49 52L47 51L48 52V55H46V57L49 58V59H48V62H47L46 65L48 66V68L52 66L53 67V70H55L54 72H56V77L54 79L56 80V82L58 83V85L60 86V88L62 89V91L68 96L69 102L71 103L72 108L77 113L78 118L84 124L85 129L88 131V130H91L92 128H95L96 127L95 124H96V122H98L97 118H102L104 116L106 117L107 114L110 113V109L111 108H110V104H108L109 102L107 101L108 100L107 97H105L107 99V100L106 99L105 100L108 103L105 100H103L102 103H104L105 105H102V103L98 100L97 96L94 94V92H93L92 88L90 87V85L87 83L86 80L83 79L82 73L79 70L72 71V69L69 67V65L66 64V62L69 59H71V58H73V60L75 61L74 63H76L77 66L80 63H79L78 59L76 58V55L75 54H72L70 52L69 53H66L67 51H65L62 47L61 48L58 47V44L56 42L55 33H56L57 29H59V30L62 29V27L59 24L60 22L57 23V25H56L57 29H56V27L53 25V23H52V26H51V25H49V22L44 21L46 19V15H45L44 9L42 8V6L35 5L36 2L34 0H21V1L19 0ZM142 3H144L146 6L148 5L149 7L147 6L148 7L147 8L145 5L143 6ZM262 3H264V2H262ZM152 4H154V5H152ZM68 11L69 12L71 11V13L74 12V10L72 9V7L69 8ZM74 14L72 13L71 18H72V21L74 23H76V26H74L75 27V31H77L78 35L80 37H82V36H84V31H83L84 28H82L80 25L81 24H85V23H83V17H82V15H78L77 13L75 15ZM43 22H44V24H43ZM90 22H89V24H90ZM95 23H96V25H94ZM148 23H149V25L147 26ZM39 24L40 25L43 24V25L39 26ZM86 24L88 26H90L87 22H86ZM86 24H85V26H86ZM97 24L100 27H98ZM113 27H114L115 30H113ZM102 29H104V30H102ZM146 29L148 31H146ZM145 33H147V34H145ZM129 35L131 37H129ZM118 39L121 42L118 41ZM122 40H123V43H122ZM204 40H205V42H204ZM214 40H216V39H214ZM117 41H118V43H117ZM46 42H45V45L47 44ZM140 42H138V43H140ZM204 43H206V44H204ZM122 44H126V45L125 46L123 45V47H122ZM203 44H204V46H203ZM237 45H239V43H237ZM141 46H143L142 49H141ZM202 47H205L208 51L205 48H202ZM118 48H119V50H120L121 53L119 52ZM236 48H238V47L236 46ZM128 49H127V51H128ZM158 50H159V52H158ZM234 50H233V52H234ZM113 52L114 53L116 52L115 55L113 54ZM161 54H162V56H160ZM233 54L231 56H229V59H228L229 61L227 60L228 63L224 67V71H227L228 70L229 63L231 61V58H232ZM52 56L54 58H52ZM121 56H123V57H121ZM50 57L52 58L51 60H50ZM127 58L130 60V58L128 56H127ZM179 60H180V62H179ZM190 60L192 62H190ZM122 61H126L127 62L128 60L126 59V60H122ZM130 61H132V60H130ZM152 62H154V63H152ZM128 63H129V61H128ZM132 63L134 64L133 61H132ZM132 63H130L131 65H129V66H132L133 65ZM195 64H198V65H196L197 68H196ZM187 65L188 66L191 65V67H193V68L195 67V69L197 70V72H195L196 71L195 69H194V72H193V69L191 67L189 69ZM143 67L144 68H147L145 66H143ZM185 67L187 69H185ZM102 69L103 68H101L100 72L99 71L98 72L101 73V74L103 73L104 75L103 74L102 75L103 76H106L105 77V80H108V81L110 80L111 84H114L115 81H117L116 79L119 80V78L117 76L120 73H118V75H116V71L113 74V71L112 70H109V69L107 70V68H106L105 71H104ZM143 69L141 70L142 72H144V70H146V72L148 71L147 69H144V70ZM188 69H189V71L187 73L186 70H188ZM101 71H103V72H101ZM141 71L139 70L136 73H131V74H128V75L129 76L132 75L131 77H134L133 74H135V78L137 77V79H139L138 77H140V74H138V73H141ZM106 72H108V73H106ZM183 72H184V74H183ZM99 73H98V75H99ZM160 73H162V74H160ZM185 74H186V76H185ZM187 74H189L188 77H187ZM191 74L194 75V77ZM102 75H99V77H101ZM137 75H139V76H137ZM141 76L142 77H145L147 75L143 73V74H141ZM159 77H158V79L161 80L162 77L161 78H159ZM190 77H192V78H190ZM188 78L191 79V80H188ZM185 80H188L187 82L189 83V86L187 85V82ZM192 80H194V81H192ZM108 81L106 82L107 84L106 83L105 84L109 86L110 83ZM183 81H185L186 83H184ZM99 82H101V81L99 80L98 82H95V86L96 87H98L99 85L102 86L101 83H99ZM182 82L185 84V86H184V84ZM164 84H165V86H164ZM106 85L103 86V87H105L106 89L109 90L110 88H108V86L106 87ZM112 86L114 87V85H112ZM152 86H153V84H151V87ZM116 87L117 86H115V88ZM177 87H178V89H179V87L181 88V89H179V90H181L180 92H183L184 89L187 88L183 92V93H186L187 95L186 94L184 95L183 93H181L180 95L182 97H180L177 94L178 91L177 90H176L177 92L175 91V88H177ZM191 87H193V89H195V92H192L193 89ZM165 88H167L169 91L168 90H165L164 93H162V92L159 93L160 90H163ZM189 88L191 90H189ZM119 89L117 87L118 92H116V93H118L121 96V99L123 100V102L128 106V103L130 104V102L133 101V99H134V98H132V96H134L136 98L135 95H137V93H135V91H132V92L131 91H128L127 93L128 94L130 93V95H132V96H130L126 92H124V94H122L123 92L121 91V93H120L119 92ZM220 89H222V88H220ZM154 91H155V93H157L156 95L154 94ZM173 91H175V92H173ZM133 92H134V95H133ZM190 94H191V96H188ZM164 95H166V96H164ZM139 96H137V99L136 100L134 99L136 103H137L138 98H141ZM173 97L175 98L174 99L175 101L178 98L180 99V101L177 100L176 102L179 101L178 103H173V102H175L173 100ZM190 97H192V98H190ZM182 98L183 99H186V100H182ZM127 99L130 100V101H128ZM226 99H229V100L227 101ZM187 100H189V101H187ZM139 101L140 102H138L137 104L144 102V101H142L140 99H139ZM182 101H183V104L182 103L180 104V102H182ZM212 101H213V103H212ZM170 102H171V105L170 106H172V104H174L172 107H169ZM210 102H211V104H214V105H211ZM225 103H227L226 104L227 107H226ZM125 104L123 106H121L122 109H124V110L126 109ZM167 104H168V106H167ZM221 104H223V105H221ZM132 105L139 106V105H136L135 103L134 104L132 103L129 106H132ZM188 105H191V107L193 106V109H192L193 111L191 110L190 106H188ZM201 105H202V107H201ZM140 106H141V104H140ZM140 106H139V108H140ZM208 106H209V108H210V106H212L213 109L215 108L214 109L215 111L217 110V108H222L224 106L225 109L222 108L224 110V112L222 113L223 110H221V109L220 110H221V113L222 114L225 113V115L218 116V114H221V113H219L220 110L219 111L217 110L218 111V112H216L217 114L215 113L214 115H212V118H209V117H211L210 115L204 117L205 114H208L209 113V110L212 108L211 107L210 109H208L207 108ZM98 107L101 108V109L103 108V109L101 110ZM167 108L170 109L171 111L170 110L168 111ZM172 108H175V109L172 110ZM104 109H106V110H104ZM124 110H123V112H124ZM136 110H139V109H136ZM175 110H177V111H175ZM202 110H203V112H202ZM94 111H97V112H94ZM126 112H128V110ZM138 112L140 113V111H138ZM97 113L99 114V116L97 115ZM128 113H127V116H129V117L133 115V114L131 115L130 113L128 115ZM203 113H205V114H203ZM124 114H125V112H124ZM158 114H160V113H158ZM161 114H163V115H161ZM161 114L160 115L162 116V118L165 119V117H166L165 115H167V114L166 113H161ZM160 115H157V116L159 117ZM134 116H135V118L136 117L137 118L135 119L134 117H131L132 118L131 119V122L134 121V119H135V122L132 123L133 126H134V128H135V125L137 126V122L139 121L138 118H140L139 116H141V113L138 116H137V113H136V115H134ZM182 116L181 117L180 116H177L178 118L177 117L176 118L178 120L177 119L176 120L177 121H179L180 119L181 120H185L184 118H182ZM213 116H215L216 118H219V119L216 120L215 118H213ZM84 117H86V118H84ZM179 117H180V119H179ZM220 117L221 118L222 117L223 118L226 117L227 119L224 118V121H223ZM89 119H90V121H92V120L93 121L90 122ZM197 119L195 120L196 121L195 124H197ZM212 119H215L218 122V124H221V125H218L217 122L215 120H212ZM106 120L109 123V126L108 127L101 128L100 129L101 131H97V134H95V136L92 135V137H91L89 135V137L91 139V143L96 148L97 153L99 155H101L100 156L101 159H103V160L105 159L104 160L105 162H111V161L115 162V165L114 166L117 167V168H114L113 167V169H110V170L106 169L108 174H106V172H105V174L106 175H109V181H110V183H112L114 185H115V183L117 181V180H115L116 178L122 177L120 179H124V178L129 177V176H132V175H134V177H132L131 180L130 179L129 180H127V179L125 180L124 179L125 182H122V183H125L127 185L128 184V181H133L134 184H137L139 181H141L140 178H137V174L134 172V170L132 169L131 165L124 161V159H125L124 158V154L126 153L127 147L124 146V144H125V142H124L125 141V138L124 137L125 136H124V132L122 131L123 128L121 126L120 127H116L117 128V131L119 133V136L117 135V137H115L116 134H115L114 129H113L114 127L110 123L108 117H106ZM172 120H175V119H172ZM226 120H228V122L225 123ZM154 121H156V119ZM212 121H213V124H214V121H215V124H214L215 126L214 125H210L212 123ZM219 121H220V123H219ZM221 121H223L224 123L221 122ZM154 123H156V122H154ZM175 123H176V121H175ZM179 123H180V121H179ZM179 123L178 122L176 123V125L178 127L182 124V122H181V124H179ZM183 123H184V121H183ZM208 123H210L209 126L207 125ZM222 123L224 124V126H222ZM204 124H206V126H207L206 128H209V131H210L209 132V135H210L211 132L217 131L216 128L218 129V131L221 128L222 132L219 133L217 131L218 132V133H216L217 135L214 134V132H213V137L210 138V136L207 134L208 133V129H206L207 132L204 131V129H205V128H203V126L205 127ZM225 124H227V126ZM158 125L160 126V123ZM199 125L202 128H200ZM156 126H157V124L155 125V127ZM219 126H220V128H219ZM212 127L213 128L215 127V129L213 130ZM225 127L227 128V130L225 129ZM199 128L201 130H198ZM210 128L212 129V131L210 130ZM222 128H224V129H222ZM102 129H103V131H102ZM225 130L227 131V134H229L231 136L233 135V136L232 137L231 136H226V131ZM199 131H201V132H199ZM203 133H205L206 135L203 134ZM222 133L225 134V135H223ZM235 133H237L238 135L235 134ZM239 134H243L241 136L246 135L247 137H249L248 135H251V137H249V140H247L248 138L244 136L243 137L244 140L242 138H241L242 140H240V138H236V136H240ZM191 135H190V137L187 136V139L190 138L189 141H185L187 139H186V137H183L184 138L183 141L186 142V143H182V145L184 147L181 146L182 150H180V152H182V153H184L186 151L184 153V155L186 156V158H184L185 156L182 154L181 157L183 159H181V160H183L185 162L186 161H189L190 162V163L189 162L187 163L189 165L184 166V167H186L184 171H186V169H187L186 172H187V175L189 176L188 179L190 180V181H186V184H185V185H187V184L189 185V186L187 185L188 191L189 190H193L194 188L197 187L196 189H198L199 192L201 191V193H202L201 194V198H203L205 200L204 201L203 199H201V203L203 201L202 204H204V203L206 204V202H208L209 201V198H210V192L209 191H210V187L212 185V182L209 181V178H210L209 175L212 176L213 174L216 173V171L217 172L218 171L219 172L224 171L225 173L227 171L226 174H224L222 172L220 174H219V172L216 173V174H218V176L221 175V174H223V177L224 178H225V176L227 177V175H228V177H230L228 179H226V178L223 179L221 176H219V177H221L220 180L221 179L227 180V181H224V183H223V181L222 182L220 181L221 184L223 183L222 187H224V188L226 187V189L228 190L232 186L231 187L232 189L230 188L231 191H233V190L235 191L236 189L238 190L239 188H235V187H239L241 184L238 185V184H235V183H240V181H238V179H237L236 181H238V182L233 183V181H235V179H233V178H236L237 177V176L235 177V175H237V172H235V171H238V170L241 171V169H242L241 167L242 166H240V165H243L245 157L244 158L242 157L243 158V161L241 162L240 161L242 159V158H240L241 153H239L240 154L239 155V158L237 157L236 159H234V162H236V161L238 162V160L240 159L239 161L242 164H238L237 162L234 163V164H231V163H233V161H232L233 159H232L231 162L229 163V166H226L225 165L226 168L229 167L230 169L227 170L225 168V169L222 170V168L225 167V166H223L224 164L223 165L222 164L219 165L216 162H215V164H213L214 161L217 160V158L215 157V153L214 152L211 153V151L210 152L208 151L209 153L207 154V153H205L206 150L204 152H201V151H203L202 150L203 149L202 145L200 143H196L198 141L196 139H195L196 140L195 141L192 138ZM225 136L228 137V138H231L232 140L231 139H227ZM234 136H235L236 140L234 139ZM221 139H222V143H221ZM225 140L226 141L228 140V141L226 142ZM229 140H231V141L234 140V141L233 142H230ZM243 141H246V142H243ZM160 142H162V141H160ZM101 143H102V146H101ZM192 143L194 145H192ZM231 143L233 144L232 145L233 147H231L229 145ZM159 145H160L159 147H164L167 144L166 143H164V144L163 143H160ZM168 145H170V144H168ZM195 145H196V147H193ZM200 147H202V148H200ZM235 147H237V146H235ZM256 147H257V145H256ZM188 148H190V149H188ZM191 151H192V153H191ZM143 152H146V151H143ZM150 152H151V149H150V151L148 153L150 155H152V156H155L156 155L154 153L155 151L154 152H151L152 154ZM188 154H189V156L192 155L193 157L192 156L189 157ZM195 154H197V155L194 157ZM198 154H200V155L203 154L202 156L205 155L204 156L205 158L204 157H201ZM206 155H207V157H206ZM251 155H248L250 157H246V158L247 159L249 158V161H250L249 164L252 163L251 161L255 160L254 161V165L253 166L250 165V166H252L251 168L255 167V169L258 171L257 173L258 174L261 173L263 175V178H262L263 180L262 181L264 182V146L261 148L260 152L257 151V153H255V155L254 154L252 155L253 158H252ZM258 155H259V158H258ZM187 156H188V158H187ZM210 156L212 158L214 157L213 158L214 161L213 160L212 161L210 160L212 162V165H210V163H209L210 161H208L209 159H211ZM153 159H154V157H153ZM247 159H245L246 164H248L247 163L248 162ZM206 160H207V162L209 164L205 162ZM256 160L259 161V162H256ZM119 162H120V164H119ZM202 163H204V164H202ZM205 163H206V165H205ZM255 164H257L256 166H258V165L259 166L256 167ZM213 165H215V166H213ZM238 165L240 166V168H239ZM205 167H206V171H205ZM209 167H212V168L216 167L215 168L216 171L214 169H212V168H209ZM232 167H233V171H232ZM105 168L106 167H104L103 170H105ZM207 168H208V170H207ZM219 169H221V171ZM209 170H211V171H209ZM213 170L215 171L214 173H213ZM207 171H208V173H207ZM186 172H185V174H186ZM228 172H230V174ZM234 172L236 173L235 175L233 174ZM231 173H232V177L233 178H231V176H230ZM111 175L115 176V178L113 176H111ZM215 175H214V177L212 176L213 177V180L215 178L218 180L219 178H217V175L216 176ZM116 176H118V177H116ZM205 177L208 180H206ZM110 178H111V180H110ZM112 179H114V180H112ZM229 179H233V180L229 181ZM214 181H216V180H214ZM262 181H260V183L262 185V188L260 189V191H258L259 194H260V196L263 195L261 197V200L264 198V194H263L264 193V183H262ZM210 182H211V184H210ZM228 182L230 184H228ZM258 183H257V181L256 182H253L254 186L257 185V187L258 186L261 187V185H258ZM125 184H123V185H125ZM190 185H191V187H190ZM116 186H118V185H115V187ZM259 187L257 188L258 190H259ZM240 188L242 189V187H240ZM118 189L119 188H117V190ZM243 189H244V187H243ZM146 190H147V188H145V186H144L143 183H142V185H137V188H135L133 190L134 193L132 192L131 195H128V194L126 195L125 194V196H123V195L121 196V200H120L121 201V204L124 207H126V201L128 199L135 198V196H136V199H138L142 194H144L146 192ZM114 191L116 192V188H115ZM254 192H256V191H254ZM178 193L179 192H177L175 196H178ZM234 193L236 195H234ZM234 193L232 195L233 196H236L235 197V200H233L234 198L233 197H230V196L229 197L231 199L233 198L232 199L233 201H231L230 199L227 200V198H226L227 201L230 200V205H231L232 209L235 207L233 209L234 211H232L233 213L232 212H230V213L227 212V214H226V210L225 211H222L221 210V207H220L221 204L219 202L224 201V200H221L220 199L221 201L220 200L219 201L217 200V202H216V206H217V208H218L219 211L216 212V213H218L217 215L216 214L214 215V218L215 219L214 218L213 219L212 218L207 219V221H209L210 219H212V221H209V222L206 221V218H203V219H205V222H207L206 224H208V223L211 224V222H212V224L214 223L213 224L214 227H212L213 230L215 228V231L214 232H216V233L218 231L223 232L222 229L228 227L226 225V224H228V223H226V221H228V220L231 221L233 219L232 217L236 213L235 216L237 217L236 219L238 221H235V226H237L240 223L239 225H241V226L242 225L243 226L246 225V226H249L251 228L253 227L252 228L253 231L256 228V230L254 231V234L260 232L257 236L256 235H253V234H251V235H248L247 234L248 236L245 235L246 237H248L245 240H248L250 242L249 243L248 241H246V243L248 242V244H252V245L256 244L257 246L262 247L261 250H263L264 249V240H263L264 238H262V237H264V226H263L264 225V218L261 217L263 220L260 221V222H263V223H261L262 224L261 225L262 227L260 226V223H258L259 225H257V222H258V220L256 219L257 217L254 218L252 216L254 219L253 218L252 219L249 218L248 221L249 220L250 221L249 222L247 221V223H246L245 220L247 218H244V217L246 216L245 213H247L249 211L250 206L248 205L249 206V209L247 210L246 207L248 208V206L245 205V207H244V204H245L244 202H241V203H238L237 202L238 205H235L236 204L235 201H236V198L238 197L237 196L238 193H236V192H234ZM178 198H179V196L177 197V199ZM225 201L222 202V205L224 203H226ZM262 201L259 204L257 203L258 205L257 204L255 205L256 206L255 210L258 207V210L257 211H260V207L262 208V206H263V208H262L263 210L261 209V211H260V213L262 214L261 216L264 215V204H263L264 203V199ZM176 202H177V205L180 204L179 203L180 202L179 199ZM241 204H242V206H241ZM240 206L243 207V208H241ZM228 207H229V209L231 208L230 206H228ZM238 207H239V209H238ZM142 208L143 207H140V209H142ZM236 208L238 210H241V211H237ZM229 209H228V211H229ZM140 213L143 216V218H145V220L151 219L150 217H155L157 215V213L155 211H149L146 208L142 209ZM243 213H244V215L243 216H240L242 218L241 219L238 215L243 214ZM257 213H258V215H260L259 212H257ZM231 214L233 216H231ZM254 216H256V215H254ZM131 220H132V218H131ZM201 221L199 223H201ZM132 222H133V220H132ZM236 222H238V223L236 224ZM255 222H256V225H255ZM232 223H233V221H232ZM201 224H198L197 223V225L195 226V230L193 229V232H194L195 235H196V232L198 231L197 228L198 229L199 228H202V227L203 228H206V227L202 226ZM210 224H208V225H210ZM200 225H201V227H200ZM203 225H205V223H203ZM239 225L237 227H240ZM235 226H234V224L231 225V227H232V228H230V229H232L230 231L231 233L235 231V230L233 231V229H235V228H236V230L239 229V228H237ZM233 227H235V228H233ZM257 227H259V228L257 229ZM259 229H261V230L259 231ZM166 231H167L166 228L159 227V228H156V230H153V232L149 236H150V238H152V237H155V236L161 234L162 232H165L166 233ZM224 231L226 232L225 229H224ZM238 231H235V232H238ZM261 232H263V233H261ZM138 233H139V248H140V250H141L144 258L147 260V263L148 264H154V263H156L158 261H166V262H169V264H184L179 259V256L176 253L177 251L175 250V247H173L172 244H169V248L170 249L168 248V250L166 251V253L163 256H159V257H156V258H149L146 255V253L144 251V248H143V246H144L143 244H145V243H143L144 242L143 238L146 239V240H148L149 237L148 236L145 237L143 234L140 233V231H138ZM216 233H214V234H216ZM249 236L251 238L252 237L253 238L251 239V238H249ZM209 238H212V237H209ZM239 240L236 243H238V242L240 243L241 241H239ZM251 248L252 247H250L249 249H251ZM262 252H264V251H262ZM150 259H152V260L150 261ZM260 260L263 261L264 260V257H263V260L262 259H260Z\"/></svg>","mask_w":264,"mask_h":264},{"label":"water","instance_id":"95a60500","mask_svg":"<svg viewBox=\"0 0 264 264\" xmlns=\"http://www.w3.org/2000/svg\"><path fill=\"white\" fill-rule=\"evenodd\" d=\"M0 264H147L11 0H0Z\"/></svg>","mask_w":264,"mask_h":264},{"label":"built area","instance_id":"2783aa9c","mask_svg":"<svg viewBox=\"0 0 264 264\" xmlns=\"http://www.w3.org/2000/svg\"><path fill=\"white\" fill-rule=\"evenodd\" d=\"M220 19L218 20V26L226 31L222 34L223 37L231 39V36L234 34V31L228 28L229 23L232 21L226 20V17L220 16ZM239 23V24H238ZM237 25L239 26V29H243V25L238 22ZM224 26V28L222 27ZM257 32L248 31V34L246 35V38L243 40L241 50L239 55H236V59L232 61L231 67L229 72L231 74H236L238 79H246L250 80L253 74L257 71L259 68L262 60H264V36ZM260 58V59H259ZM242 74V75H241ZM165 232H162L161 234L157 235L154 238L149 239L148 241L146 239H143L145 243L147 252L153 255L156 254H165L166 251L169 248V244L167 241V237L164 234Z\"/></svg>","mask_w":264,"mask_h":264},{"label":"crops","instance_id":"0c3cea01","mask_svg":"<svg viewBox=\"0 0 264 264\" xmlns=\"http://www.w3.org/2000/svg\"><path fill=\"white\" fill-rule=\"evenodd\" d=\"M252 21L247 24L255 32L264 36V12L251 13Z\"/></svg>","mask_w":264,"mask_h":264},{"label":"clouds","instance_id":"9594fccd","mask_svg":"<svg viewBox=\"0 0 264 264\" xmlns=\"http://www.w3.org/2000/svg\"><path fill=\"white\" fill-rule=\"evenodd\" d=\"M144 239V238H143Z\"/></svg>","mask_w":264,"mask_h":264}]
</instances>
